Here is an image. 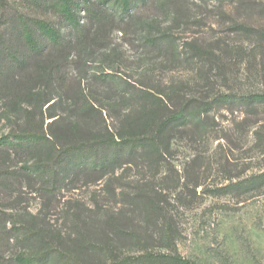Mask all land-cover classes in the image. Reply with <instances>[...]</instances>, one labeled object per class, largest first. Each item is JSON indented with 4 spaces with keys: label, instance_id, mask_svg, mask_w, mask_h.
<instances>
[{
    "label": "trees",
    "instance_id": "obj_1",
    "mask_svg": "<svg viewBox=\"0 0 264 264\" xmlns=\"http://www.w3.org/2000/svg\"><path fill=\"white\" fill-rule=\"evenodd\" d=\"M9 1L0 0V11L9 7L15 13L6 25L19 32L17 36L27 54L17 61L16 73L20 75L13 72L8 86L27 107L49 105L46 116L51 121L42 131L29 127L0 137V148L47 149V157L24 165V171L46 183L50 181L56 188L83 179L86 184L104 182L110 195L119 196V202L127 209L110 212L99 208L91 223L85 217H77L70 231L77 239H71V234H58L55 248L49 247L50 236L39 230L35 247L10 260L0 257V264H91V251L97 256L93 257L94 264H128V254L139 252V246L154 237L171 241L174 231L164 210L142 181L155 176L164 156L170 153L173 140L185 135L193 142L204 136L214 106L234 102L264 107V94L233 98L216 91L211 98L206 93L202 95V91L185 93L188 87L178 81L171 79L162 86L151 77L149 83L136 82L137 91L113 77L115 71L107 62L122 55L114 51L99 59L104 70L92 75L102 85V95L93 94L80 83L76 88L75 79H68L77 67L86 72L95 50L107 49L115 34L120 35V40L131 37L135 46L147 48L148 52H159L161 60L151 63L146 73L190 71L195 73L193 81L199 86V82L208 80L209 71H222L221 58L229 56L232 48L219 40L210 43L201 37L206 24L199 12L192 13L193 0ZM214 1L222 8L236 5L242 9L241 17L258 6L255 0ZM231 29L233 34L244 36H252L256 30L251 24L236 21H231ZM174 31L185 36L177 37ZM259 38L263 43L264 31H260ZM13 78L22 81L15 82ZM58 105L61 111H53ZM133 168L142 180L115 176L118 171L124 175ZM116 189L120 190L118 194ZM28 236L23 238L27 240ZM142 250L134 259L136 263L198 264L177 254Z\"/></svg>",
    "mask_w": 264,
    "mask_h": 264
},
{
    "label": "rangeland",
    "instance_id": "obj_2",
    "mask_svg": "<svg viewBox=\"0 0 264 264\" xmlns=\"http://www.w3.org/2000/svg\"><path fill=\"white\" fill-rule=\"evenodd\" d=\"M255 1L258 6L247 11L249 15L241 17L239 11L242 9L236 5L222 8L214 0H193L192 13L199 12L206 24V28L201 29V37L210 43L219 40L232 48L229 56L221 58L222 71H209V81L199 82V86L194 84L195 73L190 71L155 70L153 74L146 73L151 63L161 60L159 52H148L147 48L135 46L131 37L120 40V35L115 34L111 36L107 49L95 50L86 72L77 67L67 77L75 79L76 88L80 83L99 95L102 85L93 80L92 75L104 70L99 59L114 51L122 55L118 60L107 62L115 71L113 77L137 91L136 82L146 84L151 77L162 86L171 79L178 81L182 87H188L185 93L202 91V95L206 93L211 98L216 91L233 98L264 94V48L261 49L264 42L259 38L260 31H264V0ZM14 15L9 7L0 11V137L29 127L42 131L51 121L46 116L49 105L27 107L8 86L13 72L20 75L16 73L17 61L27 54L17 36L19 32L6 25ZM231 21L251 24L256 29L255 34H233ZM174 34L185 36L180 31H174ZM12 80L22 81L20 78ZM143 93L147 94V91ZM61 109L58 105L53 111ZM208 117L210 126L200 140L195 138L191 142L185 135L173 140L170 153L164 156V163L155 176L142 181L163 208L174 234L168 242L154 237V240L140 245L139 252L124 251L129 253L128 264H152L134 260L145 248L151 253L177 254L198 264H264V107L229 102L214 106ZM47 153V149L34 147L28 150L0 148L2 258L10 260L15 254L35 247L36 239H40L39 230L50 236L49 247L55 248L58 234H71V239H77L76 234L70 232L77 217L80 220L85 217L91 223L96 220L94 213L99 208L110 212L127 209L119 202V196L113 198L110 195L104 182L86 184L83 179L56 188L50 181L46 183L24 171V165L37 158L44 159L49 155ZM120 175L118 171L115 176H126L129 181L142 177L134 168ZM119 191L116 189L115 194ZM26 235H29L27 240L23 238ZM93 250L98 249L93 247ZM92 253L97 258L96 253ZM93 260L91 264L95 263Z\"/></svg>",
    "mask_w": 264,
    "mask_h": 264
}]
</instances>
